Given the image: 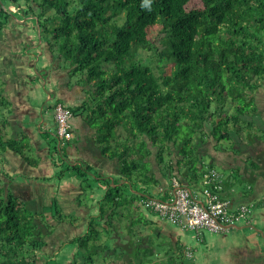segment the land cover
Segmentation results:
<instances>
[{"label":"trees","instance_id":"1","mask_svg":"<svg viewBox=\"0 0 264 264\" xmlns=\"http://www.w3.org/2000/svg\"><path fill=\"white\" fill-rule=\"evenodd\" d=\"M193 2L150 0L148 7H142L143 0H0V42L12 20L23 16H33L35 23L28 24L38 26L42 35L52 33L44 36L50 47L93 88L79 109L99 129L103 153L118 157L122 179L139 178L135 188L130 181L135 190L131 195L106 181L99 214L91 216L82 235L67 242L79 249L70 264H95L93 255L100 250L116 255L122 220L133 233L135 220H140L135 218L141 213L138 205L147 198L148 188L158 184L148 165L152 157L161 172L165 168L170 178L177 177L190 188L201 177L203 190L204 175L218 171L219 178L208 185L220 184L221 197L226 199L234 191L233 180L241 182V177L216 156L223 157L227 151L240 155L245 149L254 153L258 140H264V125L257 115V97L264 84V0ZM54 19L53 27L45 26ZM3 63L0 59L2 82ZM167 66L173 68L170 73ZM58 102L64 103L56 100L54 105ZM10 104L0 83V112L4 111L0 113V162L4 153L13 152L33 164L31 146L13 129L8 131L14 113ZM225 141L230 146L219 148ZM208 153L209 161L204 158ZM67 171L82 181L83 190L92 188L89 167H68ZM0 175L4 176V168ZM4 181L0 178V264H40L56 225L49 221L46 206L28 205ZM52 210L54 221L65 222L59 201L53 200ZM151 227L146 222L137 233L141 236L137 248L143 247L146 253L145 235H160ZM104 238L115 239L114 247ZM166 241L178 252L179 246ZM123 245L118 261L105 264L152 261L142 255L132 258L124 250L130 247ZM43 264H49L48 260Z\"/></svg>","mask_w":264,"mask_h":264},{"label":"crops","instance_id":"2","mask_svg":"<svg viewBox=\"0 0 264 264\" xmlns=\"http://www.w3.org/2000/svg\"><path fill=\"white\" fill-rule=\"evenodd\" d=\"M33 21V16L14 19L5 33L4 94L14 110L10 114L13 122L8 126V131L13 129L20 140L25 141V145L31 146L30 155L36 152L39 163L30 164L13 152L4 153V182L28 205L49 208L46 214L52 220L53 200L59 201L62 213L77 215L78 220L74 224L67 226L68 223L64 222L60 230H57L58 223H55V233L58 234L50 235L44 252L51 246L49 256H56L60 240L70 242L82 235L91 216L99 214V204L107 189L106 181L109 180L112 186L123 180L122 167L118 157L103 153L99 129L92 126L83 110L79 109L93 92L92 86L86 77L74 74L70 66H63L62 57H58V52L50 47L39 27L31 28L28 24H34ZM40 73L42 80L38 76ZM261 88V94L257 97L260 104L257 115L264 125V84ZM56 100L63 101L72 109L71 122L76 132L75 140L57 149L51 145L56 140L58 146L54 118ZM255 146L254 153L246 149L240 155L227 151L222 157L215 153L218 161H223L234 176L241 177L240 192L231 190L225 195L226 199L231 200L232 207L241 203L255 204L251 224L242 225L226 234L207 232L202 240L195 234L188 236L187 230L163 220L141 202L138 205L141 218H135L149 222L153 226L151 230L160 232L174 247H185L193 240L194 247L199 250L198 256L202 253L197 264H264V140H258ZM154 159L152 157L151 161L158 184L148 190L158 198H164L168 195L171 178L167 180L162 176L161 168L156 161L153 162ZM74 166L91 169L88 180L92 188L83 190L82 181L73 172L67 171L68 167ZM45 260L42 259L40 264Z\"/></svg>","mask_w":264,"mask_h":264},{"label":"built area","instance_id":"3","mask_svg":"<svg viewBox=\"0 0 264 264\" xmlns=\"http://www.w3.org/2000/svg\"><path fill=\"white\" fill-rule=\"evenodd\" d=\"M54 114L60 145L73 141L76 136L71 123V109L58 102L54 106ZM219 176L216 170L207 172L204 175L206 186L202 191H196L173 177L165 198L147 197L142 205L163 220L194 233L198 238H201L202 233L226 234L250 224L252 205L240 204L232 208L231 201L221 197L220 184L208 185ZM185 254L188 257L194 256L191 246L185 249Z\"/></svg>","mask_w":264,"mask_h":264},{"label":"rangeland","instance_id":"4","mask_svg":"<svg viewBox=\"0 0 264 264\" xmlns=\"http://www.w3.org/2000/svg\"><path fill=\"white\" fill-rule=\"evenodd\" d=\"M193 3H195V5H201L200 0H194ZM6 6L7 7L10 6V2L9 1H6ZM56 20L57 19H54L53 22L52 21H48L45 24V26L53 27L54 23H56ZM51 35H52V33H48V34L44 33L45 38H48L47 36L51 37ZM159 49L161 50L162 47H159ZM160 50H158V51H160ZM146 54L150 55L151 51H148ZM0 59L4 60V40H2L0 42ZM62 63H63V66H65V65L70 66L66 59H64ZM1 67L4 68V63L1 65ZM166 68H167V72L168 73H170L172 71V69H173L172 66H167ZM41 74L42 73L38 74V76L42 80L43 78L41 77L42 76ZM2 80L4 81V77H2ZM0 83L3 84L4 82L0 81ZM2 112H4V111H1L0 113L2 114ZM55 141L51 142V145L53 144L54 146H56V142ZM224 146L225 147L226 146H230V143L225 141V142L220 143V145L218 147L222 148ZM30 157H32V159L35 162V164L38 165L39 160L37 158V153L36 152H32ZM165 157H166V161H168L167 160L168 156L166 155ZM204 158L207 161H209L210 160L209 153L206 154L204 156ZM1 159L2 158H0V161H1ZM155 161H156V159L153 160L154 163H155ZM3 163L0 162V171L3 170V168H4V164ZM148 163H149L148 165L150 166V171L151 170L154 171L153 163H152L151 159L148 161ZM142 168H143L144 172L145 171H149L148 169H146L144 167H142ZM218 169L221 172H225L226 173L225 169L222 166H218ZM60 171L61 172L63 171V167H61ZM161 174L167 180L170 178V174L167 172V170L165 168H162ZM58 176H59V174L57 175V177ZM190 177H192V176L190 175ZM0 178L4 179V176L0 175ZM172 178L173 177H171V181H172ZM118 179H119V177H117V180ZM201 179L202 178L199 177L198 178L199 181H198L197 184H191L192 185L191 187L194 190H196V191L202 190L203 180H201ZM130 181H133L134 188H135L137 182L139 181V178H137V176H135V177L133 176L132 178L129 177V181L126 178H123V180H120L118 183L116 182L115 185L122 186L123 187L122 189L127 190L130 193V195H131V191L133 193V192H135V190H134L133 186L132 187L129 186ZM112 183L114 184L115 182L112 181ZM233 183H234L233 184L234 190L236 192H240L241 182L238 179H235V180H233ZM146 195L147 196H151L152 195V198H154V199H161V198H158V195H156L155 193H153L151 191H148L146 193ZM135 207L137 208V206H135ZM46 209H48L50 211L49 208L46 207ZM137 215L139 217L141 216L139 212H137ZM62 216L64 217L63 219H65L64 221L66 223H68L67 226H69V224H71V223L74 224L78 220V217H77L76 214H65V212H64ZM44 220L47 221V217L44 216ZM50 220L53 221L52 219H50ZM62 223L58 224L57 230H60L61 226L63 225ZM145 223L146 222H143V224H142V222H140V220H135V224H134V227H133L134 231H133V233H130L128 225L125 224V222L122 220L121 224L123 226H122L121 229L123 231L120 233V235L122 236V240H119L118 241V245L115 246V248L117 249L116 255L115 254L107 255L104 250H100V252L97 255H93L94 260H95V264H105V261H107V262L114 261V260L118 261L117 258L119 256H121L120 253L123 251L122 248H121V246H124L123 242L125 243L126 246L130 247L129 249L125 248L124 250L129 251L131 253V257L132 258H137V255H142L145 258H147L149 260L150 259L152 260V261L148 262L147 264H183V263L184 264H197L198 263L199 256L202 257V253H199V256H198L199 250L196 247H194L195 246L194 245L195 242L193 240L190 241V243L187 244L188 246H191L192 249H193L194 256H192V257H188V256L185 255L184 248L182 247V245L179 246L180 249H178V252H177L176 249H174L173 247H170L167 244L168 242L166 241V238L164 236L157 235L156 232H148L145 235L146 238H147L146 241H147V244H148L147 248L149 249L148 253H146V250L143 247L137 248L138 240L141 237L137 233L139 231H143L144 230V224ZM53 234L57 235L58 233H55V231H54ZM187 235L188 236H193V233L188 231ZM203 235H204V233H202V236H201L202 240L204 239ZM217 235H220V234H217ZM104 240L106 242H109L111 244V246L114 247L115 239H113V238H104ZM58 247H60V249L58 250L59 253L56 256H49V254H51V252H50L51 246H49V248L44 253V257H47L46 259L48 260L49 264H69L70 262L74 261L73 255L75 253H77L78 250H79L76 245H73L71 243H67L64 240H60L59 243H58ZM153 248H154L153 253H150V250L152 251ZM80 255H81L80 253H78L76 255L77 259L79 258ZM183 255H185V256H183Z\"/></svg>","mask_w":264,"mask_h":264},{"label":"clouds","instance_id":"5","mask_svg":"<svg viewBox=\"0 0 264 264\" xmlns=\"http://www.w3.org/2000/svg\"><path fill=\"white\" fill-rule=\"evenodd\" d=\"M149 4H150V0H143V3H142V7H148L149 6ZM11 7V10H13V11H15V6H10ZM149 10H150V8H149ZM66 105V104H65ZM55 106V105H54ZM67 106V105H66ZM68 107V106H67ZM71 109V108H70ZM71 111H72V109H71ZM72 117H73V111H72ZM72 117H71V119H72ZM54 118H55V114H54ZM56 123V122H55ZM72 123V122H71ZM73 126V125H72ZM73 129H74V127H73ZM74 132H75V129H74ZM55 134H56V129H55ZM75 136H76V132H75ZM56 137H57V135H56ZM58 138V137H57ZM76 138V137H75ZM75 140V139H74ZM72 142V141H71ZM70 143V142H69ZM68 144V143H67ZM66 145V144H65ZM61 146H63V145H60V143H59V139H58V147L60 148ZM152 212V211H151ZM99 213V212H98ZM154 213V212H153ZM156 214V213H155ZM49 216V215H48ZM95 216V215H94ZM49 221L51 222V220H50V216H49ZM52 223L55 225V223H56V221H52ZM64 223V222H63ZM59 224V223H58ZM173 225V224H172ZM175 226V225H174ZM190 232V231H189ZM194 234V233H193ZM188 247V245H186L185 247H184V252H185V249ZM186 255V254H185ZM45 258H47V257H45ZM199 260V259H198Z\"/></svg>","mask_w":264,"mask_h":264},{"label":"bare ground","instance_id":"6","mask_svg":"<svg viewBox=\"0 0 264 264\" xmlns=\"http://www.w3.org/2000/svg\"><path fill=\"white\" fill-rule=\"evenodd\" d=\"M226 200H229V199H226ZM230 201H231V200H230ZM241 204H248V203H241ZM238 205H240V204H238ZM238 205H237V206H238ZM249 205H252V207H253V211H254V204H250V203H249ZM231 206H232V202H231ZM237 206H236V207H237ZM236 207H232V208H236ZM253 211H252V214H253ZM252 214H251V216H252ZM250 224H251V223H250Z\"/></svg>","mask_w":264,"mask_h":264}]
</instances>
